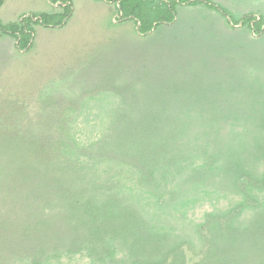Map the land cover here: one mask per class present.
I'll return each mask as SVG.
<instances>
[{
	"label": "rangeland",
	"instance_id": "obj_1",
	"mask_svg": "<svg viewBox=\"0 0 264 264\" xmlns=\"http://www.w3.org/2000/svg\"><path fill=\"white\" fill-rule=\"evenodd\" d=\"M110 5L71 0L23 52L0 38V264H264V59L141 68L143 110L142 38ZM57 7L3 0L0 19Z\"/></svg>",
	"mask_w": 264,
	"mask_h": 264
},
{
	"label": "crops",
	"instance_id": "obj_2",
	"mask_svg": "<svg viewBox=\"0 0 264 264\" xmlns=\"http://www.w3.org/2000/svg\"><path fill=\"white\" fill-rule=\"evenodd\" d=\"M213 1L220 5L222 4L221 6L226 8L228 11L233 10L235 12L233 13V16L235 17L224 16L219 11L209 8L203 4H180L176 6L175 16L172 22L161 23L157 27L145 33L139 31L137 23H135V20L132 19L134 30L137 31L135 33L138 37L142 38V41H139L134 45L135 49L133 47L129 49L130 53L127 54V58L131 59L126 64V70H131L134 66L135 71L137 72L134 74V78H136V80L133 84L129 85L134 87L136 94L135 100L139 106L138 108L143 110L146 109L140 105L143 103L145 94L148 92V88L144 84H147L149 81L141 80L139 75L141 68H147L152 74L157 70V65L160 63V60H165V58L173 59L177 66L184 62L189 63L191 61H207L211 59L219 66H229L234 68H237L236 66L240 65L252 67L253 64L248 63L251 61V58L255 57H257V60L263 61L264 57L259 56H264V31L259 35H255L248 25L242 24L241 17L246 13H254L256 14L257 18L259 15L264 16V0ZM105 2L108 3V5L111 4L110 6L115 4L113 2ZM56 10H60V8L57 7ZM70 17L71 15L67 21L70 19ZM114 20L117 22L120 19H117V16L115 15ZM234 20H236L237 23H235ZM63 26H60L59 28H62ZM180 31H182L183 34L179 35ZM152 33H154L153 37L156 36L157 39H159L157 42L149 40L148 37H151L150 35ZM184 35L187 37L186 41L183 40ZM3 37H8L11 42V47H13V49L16 48V40L13 36L0 34V38ZM210 45L211 47L216 46L219 52L210 53L203 59L202 54H205V51L209 52L205 46L210 47ZM243 49H248L249 52L242 54L241 51ZM19 51L23 52L22 50H18V52ZM132 52H134V54H132ZM168 53H170L171 56H167ZM213 54H215V56ZM179 73L183 76L182 72ZM153 79L154 77H151L150 86H156L154 85L156 80L154 81ZM121 81L122 80H120L119 84H124L122 86L126 87V83ZM185 85L186 84L184 82L180 81L178 87H183ZM168 88H170V86ZM168 88H162L161 92L166 94ZM155 89L152 88L153 92H155ZM171 89H169L170 93L173 97H176L178 95L177 91ZM170 102L177 104L175 101L170 100ZM138 116L157 115L146 114L144 111H142L139 112Z\"/></svg>",
	"mask_w": 264,
	"mask_h": 264
},
{
	"label": "trees",
	"instance_id": "obj_3",
	"mask_svg": "<svg viewBox=\"0 0 264 264\" xmlns=\"http://www.w3.org/2000/svg\"><path fill=\"white\" fill-rule=\"evenodd\" d=\"M58 3L60 10L52 12H31L27 16L10 22H3L0 19V34L11 35L16 40V47L28 49L33 41L30 39L34 34V25L41 24L46 27L63 26L70 16L71 0H50ZM119 5L122 11L121 18H131L139 22V31L142 33L157 27L161 23H170L173 21L176 6L180 4L196 5L203 4L209 8L215 9L224 16H230L228 10L213 0H105ZM3 0H0V5ZM243 25H248L255 35L264 31V16L258 18L254 13H246L241 17ZM237 23L236 20H234ZM17 102V101H14ZM12 103V102H9ZM30 106V105H29ZM1 116V115H0ZM3 118L0 117L2 124Z\"/></svg>",
	"mask_w": 264,
	"mask_h": 264
},
{
	"label": "water",
	"instance_id": "obj_4",
	"mask_svg": "<svg viewBox=\"0 0 264 264\" xmlns=\"http://www.w3.org/2000/svg\"><path fill=\"white\" fill-rule=\"evenodd\" d=\"M122 12H119V14H121ZM241 23V22H240ZM137 27L139 28V23L137 24Z\"/></svg>",
	"mask_w": 264,
	"mask_h": 264
}]
</instances>
